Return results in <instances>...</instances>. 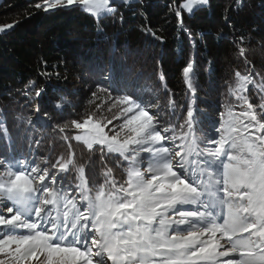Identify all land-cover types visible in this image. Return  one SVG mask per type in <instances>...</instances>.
Listing matches in <instances>:
<instances>
[{"label":"snow or ice","instance_id":"6c2138e0","mask_svg":"<svg viewBox=\"0 0 264 264\" xmlns=\"http://www.w3.org/2000/svg\"><path fill=\"white\" fill-rule=\"evenodd\" d=\"M207 3L184 0L172 11L180 18L181 10L192 14ZM73 5L97 19L116 11L112 0H43L36 7ZM179 26L188 31L182 18ZM182 74L192 96L186 115L177 116L171 100L156 104L154 115L151 102L124 95L113 102L111 120L88 115L55 125L60 133L77 130L62 138L86 147L89 169L99 156L102 183L86 175L70 143L67 157L54 161L33 157L31 142L28 156L9 143L0 155V264H264V83L254 104L248 88L255 81L237 71L230 88L236 104L213 115L196 104L193 61ZM33 89L30 82L29 101L43 99V90L33 97ZM52 92L47 102L62 112L70 102ZM40 111L37 104V120L50 124ZM0 132L10 139L6 128ZM109 163L126 178L117 179Z\"/></svg>","mask_w":264,"mask_h":264},{"label":"trees","instance_id":"16d2710c","mask_svg":"<svg viewBox=\"0 0 264 264\" xmlns=\"http://www.w3.org/2000/svg\"><path fill=\"white\" fill-rule=\"evenodd\" d=\"M183 2L112 0L116 11L97 19L79 5L45 11L36 7L43 0H0V28H4L0 31V128H6L10 138L0 132V155L9 151L10 143L16 154L28 156L31 142L33 157L54 161L60 155L67 157L70 143L77 162L85 164L86 175L102 183L99 156L89 169L86 147L62 138L77 130L60 133L55 125L82 122L88 115L111 120L118 112L113 102L124 95L142 98L153 107L171 100L178 106L177 116L186 115L192 96L182 69L189 61L194 62L192 81L200 109L216 115L236 104L230 88L235 87L237 71L251 74L255 84L249 85L248 95L259 104L257 86L264 83V0H208L192 14L181 10L178 18L172 9ZM181 18L187 32L179 26ZM110 73L111 78H106ZM30 82H35L30 95L43 90V99L30 102L25 96ZM53 88L70 102L62 112L47 102L48 97L56 98ZM37 104L40 116L47 113L52 118L50 124L37 120ZM202 127L204 131L196 133L201 137L208 131L206 124ZM108 166L114 167L117 179L126 178L113 163ZM126 167L121 163L120 168Z\"/></svg>","mask_w":264,"mask_h":264},{"label":"rangeland","instance_id":"374dc122","mask_svg":"<svg viewBox=\"0 0 264 264\" xmlns=\"http://www.w3.org/2000/svg\"><path fill=\"white\" fill-rule=\"evenodd\" d=\"M153 114L155 115V107H153Z\"/></svg>","mask_w":264,"mask_h":264}]
</instances>
